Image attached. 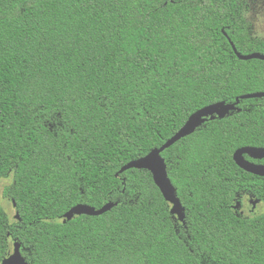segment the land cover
Instances as JSON below:
<instances>
[{
  "label": "trees",
  "instance_id": "obj_1",
  "mask_svg": "<svg viewBox=\"0 0 264 264\" xmlns=\"http://www.w3.org/2000/svg\"><path fill=\"white\" fill-rule=\"evenodd\" d=\"M256 1L0 0V180L18 215L0 205V264L14 242L27 264H264V212L234 208L264 203V177L233 161L264 148V98L241 99L264 92V61L229 43L264 54ZM237 100L161 153L183 222L148 171L119 173Z\"/></svg>",
  "mask_w": 264,
  "mask_h": 264
},
{
  "label": "water",
  "instance_id": "obj_2",
  "mask_svg": "<svg viewBox=\"0 0 264 264\" xmlns=\"http://www.w3.org/2000/svg\"><path fill=\"white\" fill-rule=\"evenodd\" d=\"M229 43L238 59L243 61L252 59L264 61V54L251 53L248 55H242L237 52L230 40ZM250 98H264V92L251 93L241 97V99ZM238 102L239 100L233 104L219 102L199 109L190 115L184 125L160 148L154 149L140 159L127 163L120 169L119 173H123L130 169L148 171L152 175V179L157 188L160 190L165 201L172 206L171 214L177 216L178 220L183 222L185 219V210L176 196V190L168 177L166 163L161 156V153L181 139L193 134L206 121L214 120L216 118H225L231 111H235L237 109L236 105ZM262 159H264V148L262 147H242L237 149L233 154V161L240 169L258 177H264V164H258L254 161H260ZM257 202L258 200H253V206H255ZM12 203L13 207H15L14 202ZM115 205L116 204L114 203H107L101 208L96 209L88 205L78 204L65 213L63 218L64 220L69 221L73 219L74 216L80 215L100 216L111 210ZM238 205L239 203H237L236 206ZM15 217L18 218V215L16 214ZM1 264H27L25 258L20 252V246L18 243H13L12 252L1 262Z\"/></svg>",
  "mask_w": 264,
  "mask_h": 264
},
{
  "label": "rangeland",
  "instance_id": "obj_3",
  "mask_svg": "<svg viewBox=\"0 0 264 264\" xmlns=\"http://www.w3.org/2000/svg\"><path fill=\"white\" fill-rule=\"evenodd\" d=\"M248 18L252 23L254 33L257 36L264 38V0H257L252 4L251 10L248 14ZM12 182L11 177L0 180V205L5 210L6 214L13 219L15 216V209L10 199L4 197V189ZM252 204L248 201L244 203V211L247 216H254L255 214H261L264 212V203L257 204L256 209L252 211ZM13 246L11 245V252Z\"/></svg>",
  "mask_w": 264,
  "mask_h": 264
},
{
  "label": "flooded vegetation",
  "instance_id": "obj_4",
  "mask_svg": "<svg viewBox=\"0 0 264 264\" xmlns=\"http://www.w3.org/2000/svg\"><path fill=\"white\" fill-rule=\"evenodd\" d=\"M263 160V159H262ZM261 161V160H260ZM255 162V161H254ZM255 163H257V162H255ZM258 164H263V163H258ZM245 201L246 200H243V201H239V202H237V203H239V205L238 206H236L237 205V203H236V205L234 206V208H235V210L240 214V215H242V216H245V217H247V215L245 214V211H244V203H245ZM248 202L250 203V204H252V202H253V200L252 199H248ZM262 204V202H260V201H258L257 203H256V205L255 206H253V204H252V211H254L255 209H256V206H257V204ZM256 215V214H255Z\"/></svg>",
  "mask_w": 264,
  "mask_h": 264
}]
</instances>
